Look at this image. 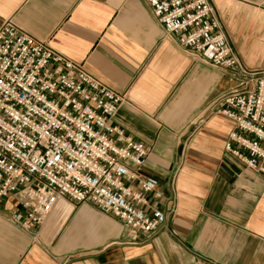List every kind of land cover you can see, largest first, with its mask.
Instances as JSON below:
<instances>
[{
    "label": "crops",
    "instance_id": "obj_1",
    "mask_svg": "<svg viewBox=\"0 0 264 264\" xmlns=\"http://www.w3.org/2000/svg\"><path fill=\"white\" fill-rule=\"evenodd\" d=\"M212 2L240 50L238 24L264 39V0ZM9 18L125 96L114 121L148 146L140 171L159 180L167 218L128 243L90 201L62 198L25 230L0 200V264H264V177L224 149L222 68L166 35L145 0H0V26Z\"/></svg>",
    "mask_w": 264,
    "mask_h": 264
},
{
    "label": "built area",
    "instance_id": "obj_2",
    "mask_svg": "<svg viewBox=\"0 0 264 264\" xmlns=\"http://www.w3.org/2000/svg\"><path fill=\"white\" fill-rule=\"evenodd\" d=\"M166 35L222 68L232 87L215 100L233 122L224 149L264 177V66L242 58L212 0H145ZM125 96L23 30L0 26V200L29 230L57 202L90 201L137 243L166 221L159 180L143 175L148 146L115 123Z\"/></svg>",
    "mask_w": 264,
    "mask_h": 264
},
{
    "label": "rangeland",
    "instance_id": "obj_3",
    "mask_svg": "<svg viewBox=\"0 0 264 264\" xmlns=\"http://www.w3.org/2000/svg\"><path fill=\"white\" fill-rule=\"evenodd\" d=\"M225 23V22H224ZM226 26V24H225ZM239 27V29L236 31L240 38H243V41H240V48L242 50V45L244 43L245 52H240L241 50L238 48L236 43L233 41V43L236 45L239 53H246L241 54L242 58L246 61V63H250L249 65L251 67H260V66H253V65H261V63H264V39H261L258 37L256 33H253L252 31L248 32V30L243 31L242 24L236 25ZM227 27V26H226ZM230 34V33H229ZM244 36V37H243ZM262 64L261 66H263ZM228 75V74H227ZM225 79L228 80V76L223 75Z\"/></svg>",
    "mask_w": 264,
    "mask_h": 264
}]
</instances>
